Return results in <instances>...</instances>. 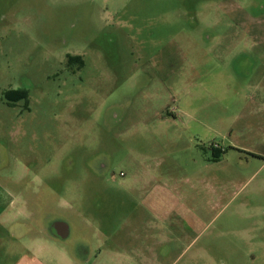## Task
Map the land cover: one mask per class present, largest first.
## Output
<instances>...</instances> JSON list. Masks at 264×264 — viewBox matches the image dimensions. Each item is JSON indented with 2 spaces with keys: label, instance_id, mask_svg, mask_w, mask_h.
<instances>
[{
  "label": "rangeland",
  "instance_id": "1",
  "mask_svg": "<svg viewBox=\"0 0 264 264\" xmlns=\"http://www.w3.org/2000/svg\"><path fill=\"white\" fill-rule=\"evenodd\" d=\"M261 90L264 0H0V264H186Z\"/></svg>",
  "mask_w": 264,
  "mask_h": 264
},
{
  "label": "crops",
  "instance_id": "2",
  "mask_svg": "<svg viewBox=\"0 0 264 264\" xmlns=\"http://www.w3.org/2000/svg\"><path fill=\"white\" fill-rule=\"evenodd\" d=\"M258 97L263 100L259 110L244 114L243 145L234 142L230 146L235 154L246 157L247 165L250 159L257 161L248 169V181L233 196L242 195V199L226 203L233 207L223 222L226 228L220 223L218 231L194 249L186 264H264V90ZM196 243L193 240L189 246Z\"/></svg>",
  "mask_w": 264,
  "mask_h": 264
},
{
  "label": "flooded vegetation",
  "instance_id": "3",
  "mask_svg": "<svg viewBox=\"0 0 264 264\" xmlns=\"http://www.w3.org/2000/svg\"><path fill=\"white\" fill-rule=\"evenodd\" d=\"M9 92V91H7ZM28 98V94L26 98L21 99L20 101H27ZM10 104L15 105L17 102H11L10 100H7ZM19 102V101H18ZM6 191V198H7V203H4V207L2 209L3 211V218L7 219V220H12L13 218H15L14 214L10 211L11 208L14 209L15 207V203L14 200L11 199V195H10V191L9 190H5ZM24 201H22L21 204H23ZM53 221L50 222V224L48 223L46 225V229L43 227V231H41L42 233H46L47 235L51 234L53 238H63L65 239L66 237H68L67 233H65V227H64V223L61 220L58 219H52ZM85 255V252L83 253Z\"/></svg>",
  "mask_w": 264,
  "mask_h": 264
},
{
  "label": "trees",
  "instance_id": "4",
  "mask_svg": "<svg viewBox=\"0 0 264 264\" xmlns=\"http://www.w3.org/2000/svg\"><path fill=\"white\" fill-rule=\"evenodd\" d=\"M5 97L7 100H10L11 102H18L23 98L27 97V92L26 91H9L5 92Z\"/></svg>",
  "mask_w": 264,
  "mask_h": 264
},
{
  "label": "water",
  "instance_id": "5",
  "mask_svg": "<svg viewBox=\"0 0 264 264\" xmlns=\"http://www.w3.org/2000/svg\"><path fill=\"white\" fill-rule=\"evenodd\" d=\"M64 227H65V233H67V235H68V233H69V227H68L67 224H64ZM58 239H63V238L60 237Z\"/></svg>",
  "mask_w": 264,
  "mask_h": 264
}]
</instances>
